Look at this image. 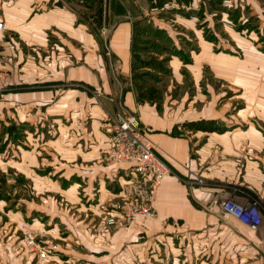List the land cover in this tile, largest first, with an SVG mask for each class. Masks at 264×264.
<instances>
[{"label": "crops", "instance_id": "crops-1", "mask_svg": "<svg viewBox=\"0 0 264 264\" xmlns=\"http://www.w3.org/2000/svg\"><path fill=\"white\" fill-rule=\"evenodd\" d=\"M84 4L0 0V69L14 79L0 94V119L7 124L2 116L9 117L23 127L19 140L9 137L7 161L14 163L13 147H19L24 177L45 180L56 173L49 183L77 210L74 237L88 251L62 244L59 249L72 256H106L108 264H263V127L245 120V125L231 123L227 110L190 115L138 103L130 41L132 22L140 17L109 11L107 54ZM78 6L84 10L78 11ZM261 107L256 112L264 125V101ZM121 108L138 114L145 136L171 172L158 186L155 220L138 218L128 228H111L103 216L115 212L112 204L119 200L120 184L129 179L131 167L125 162L102 163L97 156L109 146L110 116ZM246 111L237 114L244 118ZM197 119L225 121L227 128L204 131L187 125ZM228 197L258 204V226L224 212L221 203ZM31 201L26 197L23 216L33 223L42 218L53 230L58 225L54 218L64 220L62 207L55 208L53 201ZM25 255L24 264H35ZM60 255L51 260H61Z\"/></svg>", "mask_w": 264, "mask_h": 264}, {"label": "rangeland", "instance_id": "rangeland-1", "mask_svg": "<svg viewBox=\"0 0 264 264\" xmlns=\"http://www.w3.org/2000/svg\"><path fill=\"white\" fill-rule=\"evenodd\" d=\"M90 5L86 7L87 14L94 13L98 7L97 4ZM111 9L132 17H149L143 25H149L153 35L139 37L143 38L139 43L142 49L137 54L141 59L160 62L163 66L162 71L140 69L151 73L144 80L157 89L159 98L154 104L160 110H182L190 115H197L201 110H227L231 123L245 125V121L251 122L254 127H263L264 132V125L256 112L263 109L264 101V0H107L108 15ZM77 10L84 8L78 6ZM162 48L166 53L158 54L157 50ZM240 110H248L244 118L237 114ZM249 110H255V115ZM122 111L124 109L121 108L110 116V131L116 114ZM2 117L8 120L5 124L0 119V264H24L25 254L35 264H48L50 261L71 264L83 260L108 264L106 256H72L59 249L62 244L74 251H88L74 237L73 225L79 219L77 210L70 206L68 198L57 186L49 183L52 178L56 179L55 172L47 174L45 180L24 177L18 161L19 147H13L16 152L12 157L14 163L7 161L11 154V148L6 147L9 137L19 140L23 127L19 121ZM213 121L217 131L227 128L225 121ZM186 124L184 121L182 125L190 130ZM106 149L97 156L102 163H105L102 156ZM124 183L120 184L119 200L113 202L112 209L116 202L123 200ZM26 197L38 205L43 200H47L46 205L53 201L55 208L58 204L62 207L64 220L54 218L58 225L53 230H49L51 224L42 218H39L41 222L35 219L33 223L30 216H23ZM28 206L31 205L28 203ZM108 215L111 214L104 215L103 220ZM137 219L131 225H136ZM67 223L71 229H67ZM23 224L33 228L38 240L56 243V250L44 258L38 257L24 242ZM59 252L63 254L60 255L61 260L58 257L51 260ZM21 254L24 255L20 257Z\"/></svg>", "mask_w": 264, "mask_h": 264}, {"label": "built area", "instance_id": "built-area-1", "mask_svg": "<svg viewBox=\"0 0 264 264\" xmlns=\"http://www.w3.org/2000/svg\"><path fill=\"white\" fill-rule=\"evenodd\" d=\"M102 25L99 34L105 52L108 47L109 23L107 0H101ZM3 23L0 21V30ZM14 84L13 74L0 69V93ZM102 159L108 164L128 163L130 177L124 183L121 202L114 204V213L106 217V223L113 226H130L138 217L157 218L156 193L162 178L171 172L170 166L155 151L153 144L144 134L142 122L135 112L124 110L116 114L111 125L109 146ZM224 212L235 216L240 222L252 227L260 222V211L252 201L239 202L228 197L221 203ZM24 242L38 257L44 258L56 250V243L50 240H38L36 232L29 225L23 224ZM71 264H99L97 261H77ZM264 264V263H263Z\"/></svg>", "mask_w": 264, "mask_h": 264}, {"label": "trees", "instance_id": "trees-1", "mask_svg": "<svg viewBox=\"0 0 264 264\" xmlns=\"http://www.w3.org/2000/svg\"><path fill=\"white\" fill-rule=\"evenodd\" d=\"M101 0H85L84 8L87 6L90 7L92 5L97 4L94 13L90 15L94 31L97 33L102 25V13H101ZM149 19L148 16L136 18L132 22V34H131V41H130V51H131V76L135 90L136 101L138 103H154L159 96H157V89L154 86H150L145 82V76L151 75L148 70H140L142 68L145 69H153L155 71H162L163 66L160 62H154L152 60H145L141 59L139 51L140 48L139 43H142L143 36L153 35L149 25H143ZM161 31V30H158ZM163 31V30H162ZM101 38V36H100ZM102 40V38H101ZM141 41V42H140ZM158 54L166 53L165 48L157 50ZM138 80L140 82H138ZM188 126L193 129L204 130V131H213L216 130L215 121L210 119H199V120H192L188 123Z\"/></svg>", "mask_w": 264, "mask_h": 264}]
</instances>
